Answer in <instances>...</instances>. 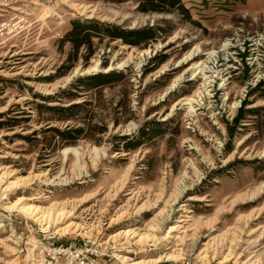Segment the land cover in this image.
I'll list each match as a JSON object with an SVG mask.
<instances>
[{"label": "rangeland", "instance_id": "374dc122", "mask_svg": "<svg viewBox=\"0 0 264 264\" xmlns=\"http://www.w3.org/2000/svg\"><path fill=\"white\" fill-rule=\"evenodd\" d=\"M150 1L0 5V264L91 243L102 264H264V0ZM73 21L96 31L76 55ZM82 102L75 122L37 107ZM79 122L62 148L40 133Z\"/></svg>", "mask_w": 264, "mask_h": 264}, {"label": "trees", "instance_id": "16d2710c", "mask_svg": "<svg viewBox=\"0 0 264 264\" xmlns=\"http://www.w3.org/2000/svg\"><path fill=\"white\" fill-rule=\"evenodd\" d=\"M158 2L168 7L169 10L177 9L181 12H185L184 8L180 4V0H155V1L151 0L150 3L152 6L150 8H142L141 11L142 12L162 11L158 9L157 6H155L158 4ZM105 32L107 36L110 37L111 39H114V40L120 39L122 41H127L131 44L132 43L135 44L136 41L145 38V36H142L141 33L139 32H119V31H116L115 28L107 30ZM94 34H96L94 26L82 25V24H79L78 22L73 21L71 22V28L66 34L63 41L67 42L70 45L72 53L76 55L78 53V50L81 47H86L87 49L90 48L91 35H94ZM143 35H145V33ZM123 79L124 78L121 73L109 72L106 74H97V75L89 76L83 79H78V81L83 82V84L85 85L86 92L88 91L100 92L101 90L105 88H109L111 86H114L116 83L122 82ZM74 97L75 95L68 94V98H74ZM85 103L86 102H82L79 104H70L66 107L42 106L40 104V105H37V107L43 109L46 113L51 115L54 119L57 117V120L66 121V122L68 121L75 122L77 120H75L76 118L73 113L75 111L81 110L83 106L86 105ZM48 121L50 120H46V122L44 123H47ZM83 123L84 122H79L76 125H74V127L68 128L67 130H63V131H59L53 128H47L44 130H40V133H43V134L51 133L50 138L55 140V142L57 143H61L59 147L62 148L66 145L72 144L75 141V139H77L78 137L84 136L83 133L85 129H84ZM113 125L115 126V119L113 120ZM10 127H15V125L13 124ZM22 139L25 142H29L28 136H25ZM45 140H46V137L42 138V140H36V142L37 141L44 142ZM138 145H139V142L127 143L125 147L126 149H134Z\"/></svg>", "mask_w": 264, "mask_h": 264}, {"label": "built area", "instance_id": "2783aa9c", "mask_svg": "<svg viewBox=\"0 0 264 264\" xmlns=\"http://www.w3.org/2000/svg\"><path fill=\"white\" fill-rule=\"evenodd\" d=\"M37 0H0V5L33 2ZM4 28V25H0V29ZM93 243L85 244L83 247H74L72 245L61 246L58 248H51V252H46L49 258L48 264L56 263L57 259H60L62 264H102V258L106 257L104 253L99 252L97 244L92 247ZM114 252H110L111 257H114ZM115 258V257H114Z\"/></svg>", "mask_w": 264, "mask_h": 264}, {"label": "bare ground", "instance_id": "6f19581e", "mask_svg": "<svg viewBox=\"0 0 264 264\" xmlns=\"http://www.w3.org/2000/svg\"><path fill=\"white\" fill-rule=\"evenodd\" d=\"M226 46H228V45H224V47H226ZM201 72H203V70H200V72L199 73H201ZM205 72V71H204ZM35 207V206H34ZM29 208H31V207H29ZM36 211H38V210H36ZM130 231L129 230H127L126 232H119V233H116V234H114V235H111L110 237H109V240L108 241H112V240H114V238L115 237H118V235L120 234V233H129ZM45 252H51V248L50 249H46L45 250ZM113 256L114 257H118V259H121L123 262H133L132 264H149V263H155V264H158L159 263V260L157 259V260H152V259H145V258H141V259H138V260H136V261H133V260H131V258H129V257H127V256H119V255H117V254H113Z\"/></svg>", "mask_w": 264, "mask_h": 264}]
</instances>
